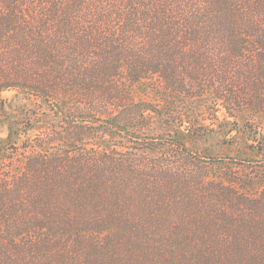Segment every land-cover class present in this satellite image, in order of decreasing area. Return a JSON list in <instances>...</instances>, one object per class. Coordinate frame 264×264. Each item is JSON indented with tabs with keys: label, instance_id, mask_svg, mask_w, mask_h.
<instances>
[{
	"label": "trees",
	"instance_id": "1",
	"mask_svg": "<svg viewBox=\"0 0 264 264\" xmlns=\"http://www.w3.org/2000/svg\"><path fill=\"white\" fill-rule=\"evenodd\" d=\"M6 90L53 114L8 124L0 264H264V158L146 131L264 113V0H0Z\"/></svg>",
	"mask_w": 264,
	"mask_h": 264
},
{
	"label": "rangeland",
	"instance_id": "2",
	"mask_svg": "<svg viewBox=\"0 0 264 264\" xmlns=\"http://www.w3.org/2000/svg\"><path fill=\"white\" fill-rule=\"evenodd\" d=\"M53 114L45 102L19 91L6 90L0 93V148L13 152L6 144L8 124L12 123L17 135V144L33 140L44 131L51 121ZM211 116V114H206ZM218 121L212 126L211 132L206 131L200 137L188 133L183 127L168 128L155 114L149 116L146 131L149 133L172 134L180 137L193 150L202 152L206 156L220 159V170L213 172H233L242 177L245 160L264 158V113L244 111L228 116L220 111ZM208 123V122H207ZM15 158V155H13ZM16 162V160L14 161ZM16 164V163H15ZM220 174V173H219ZM241 174V175H240Z\"/></svg>",
	"mask_w": 264,
	"mask_h": 264
}]
</instances>
